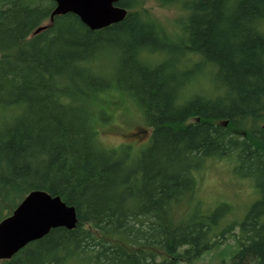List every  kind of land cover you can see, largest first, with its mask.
Listing matches in <instances>:
<instances>
[{
  "label": "trees",
  "instance_id": "1",
  "mask_svg": "<svg viewBox=\"0 0 264 264\" xmlns=\"http://www.w3.org/2000/svg\"><path fill=\"white\" fill-rule=\"evenodd\" d=\"M180 3L172 30L143 0L90 29L70 12L49 22L54 0H0V221L31 190L77 216L0 264H264V0ZM114 95L151 129L137 150L100 142ZM225 158L254 186L240 220L195 195Z\"/></svg>",
  "mask_w": 264,
  "mask_h": 264
},
{
  "label": "rangeland",
  "instance_id": "2",
  "mask_svg": "<svg viewBox=\"0 0 264 264\" xmlns=\"http://www.w3.org/2000/svg\"><path fill=\"white\" fill-rule=\"evenodd\" d=\"M180 1L182 0L162 4L159 0H143V6L165 29L172 30L177 28L176 21L184 13ZM156 57L164 59L168 54L161 50ZM104 103L110 115L108 121L101 123L98 128L101 144L110 148L128 144L133 150L142 147L148 141L151 129L145 123L140 110L121 95L111 96ZM231 166L230 159H210L197 173L195 195L202 200L204 207L213 206L218 201L230 204L232 213L229 216L231 219L240 220L256 195L252 180L239 173L235 174ZM229 216L221 223L225 224ZM224 244L225 242L222 245ZM196 264L215 263L207 255Z\"/></svg>",
  "mask_w": 264,
  "mask_h": 264
},
{
  "label": "water",
  "instance_id": "3",
  "mask_svg": "<svg viewBox=\"0 0 264 264\" xmlns=\"http://www.w3.org/2000/svg\"><path fill=\"white\" fill-rule=\"evenodd\" d=\"M119 0H54L49 22L54 15L67 12L78 16L90 29H100L124 18L127 9L119 6ZM38 26L33 33L44 29ZM77 222L75 208L59 196L44 190H31L12 213L0 221V259H9L29 242L40 239L50 229H72Z\"/></svg>",
  "mask_w": 264,
  "mask_h": 264
}]
</instances>
